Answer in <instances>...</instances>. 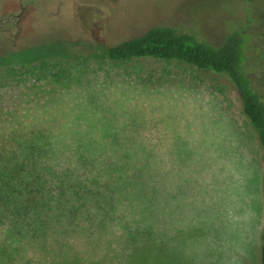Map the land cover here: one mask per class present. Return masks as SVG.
<instances>
[{"label":"rangeland","instance_id":"rangeland-1","mask_svg":"<svg viewBox=\"0 0 264 264\" xmlns=\"http://www.w3.org/2000/svg\"><path fill=\"white\" fill-rule=\"evenodd\" d=\"M156 26L213 44L242 30L264 80V0H0V138L19 123L119 134L135 119L125 133L152 141L165 165L173 264H258L263 149L227 80L175 61L106 56Z\"/></svg>","mask_w":264,"mask_h":264},{"label":"trees","instance_id":"trees-1","mask_svg":"<svg viewBox=\"0 0 264 264\" xmlns=\"http://www.w3.org/2000/svg\"><path fill=\"white\" fill-rule=\"evenodd\" d=\"M250 41L242 30L213 44L156 26L106 56L113 63L175 61L223 76L263 149L264 167V80L251 67ZM136 126L132 119L119 134L73 137L55 123H19L0 138V264H173L159 192L165 165L152 141L125 133Z\"/></svg>","mask_w":264,"mask_h":264}]
</instances>
